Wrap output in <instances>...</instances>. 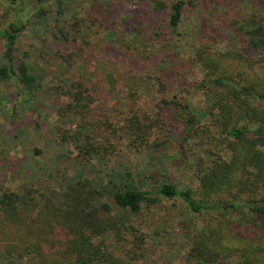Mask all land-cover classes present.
I'll return each instance as SVG.
<instances>
[{
	"label": "trees",
	"instance_id": "1",
	"mask_svg": "<svg viewBox=\"0 0 264 264\" xmlns=\"http://www.w3.org/2000/svg\"><path fill=\"white\" fill-rule=\"evenodd\" d=\"M62 1H55L57 8L51 15L56 22L64 13ZM126 1L148 2L151 10L164 13L172 35L178 34L182 9L191 2ZM256 1L264 4V0ZM36 11L33 16L38 23L50 21L49 11L43 7ZM252 18V28L245 29L240 23L230 29L235 43L226 48L201 41L195 47L192 62L202 75L194 88L208 100L207 112L183 104L178 97L180 89L157 102L156 116L128 118L124 136L109 120L107 110L97 115V96L83 79L65 74L46 79L44 70L27 53L14 63L16 42L27 23L13 17L0 28L4 40L0 86L7 83L16 94L8 121L13 123L18 117L20 97L22 108L36 113V127H40L39 119L48 116L42 112V98L55 100L51 108L57 115L53 133L58 148L46 161L42 176L36 178L38 169L31 165L34 173L30 181L16 189L0 190V224L20 233L22 228H31L27 231L31 235L35 229L39 231L34 241L20 235L24 243L20 254L34 253L41 261L49 257L52 264H131L109 251L104 239L109 234L131 233L130 220L143 207H154L162 199H178L193 216L181 224L186 264H264V15L254 13ZM69 36L73 38L63 26L53 33L56 40H68ZM59 58L69 66L72 63L65 53H59ZM168 72L158 77L162 89ZM7 100L10 102L8 94L0 89L2 114ZM181 105L183 117H174L172 109L180 110ZM74 119L78 123L72 126ZM102 127L111 131L114 141L97 136ZM155 128L164 131L165 137L151 140ZM195 138L197 145L204 147L206 160L196 159L194 187H178L168 179L162 171V158L155 157L157 163L153 156L137 162L130 156H146L151 148L162 146L164 151L177 144L180 156L185 157V145ZM66 144L77 150L76 156L69 158L63 151ZM7 154L0 150L3 159ZM95 165L101 167L103 176H93ZM195 218L201 221L200 227ZM232 236L234 242L228 239ZM144 241V234L137 236L139 249Z\"/></svg>",
	"mask_w": 264,
	"mask_h": 264
},
{
	"label": "rangeland",
	"instance_id": "2",
	"mask_svg": "<svg viewBox=\"0 0 264 264\" xmlns=\"http://www.w3.org/2000/svg\"><path fill=\"white\" fill-rule=\"evenodd\" d=\"M55 1L0 0V28L13 17L27 23L16 42L14 63L17 64L27 53L44 70L46 79L60 74L71 79H83L97 96L94 103L97 115L102 116L107 110L109 120L123 136L128 118L138 115L143 120L146 114L156 116L157 102L180 89L182 91L178 97H181L183 104L187 102L199 111L207 112L208 100L194 88L196 80L202 75L200 67L192 62L195 47L201 41L214 48H226L228 44L235 43L230 29L235 30L240 23L245 29H250L254 26L252 15H264L261 1L189 0L191 2H187L182 9L178 34L172 35L167 16L151 10L148 2L63 0L61 8L65 14L60 13L56 22L51 16L57 8ZM38 7L49 11L50 21L38 23L36 16H33ZM61 26L73 38L54 39L53 33ZM236 43L240 44L238 41ZM3 52L4 40L0 37V60ZM59 53L71 56L70 66L62 62ZM167 71L170 72L166 74V88L162 89L158 77ZM0 89L8 94L10 100L4 104L5 112L0 113V150L8 151L4 159L0 156V190H8L19 188L31 180L34 173L31 165L38 169L36 178L44 173L46 161L58 148L53 133L57 115L51 108L55 100L42 98V112H47L48 116L46 120L39 119L40 127H36V113L22 108L24 103L20 97L16 108L18 117H14L13 123H10L11 102L16 94L7 83L1 84ZM183 111L181 105L180 110L174 107L171 114L183 117ZM77 123L78 120L74 119L72 126ZM153 132L151 140L157 136L165 137V132L159 128ZM97 136L115 140L111 131L104 127L97 131ZM196 140L185 145V157L180 156L177 144L165 152L159 146L151 148L146 156L142 153H136L137 157L133 154L130 156L137 162L138 159L146 161L153 156V161L157 163L156 159L162 158L165 162L162 171L168 179L178 187H194L197 184L196 159L206 160L204 147L198 146ZM63 151L69 153V158L78 153L71 144H66ZM163 152L166 160L162 157ZM23 160L27 164L22 163ZM68 164L72 167L70 162ZM92 173L93 176H103L98 165L92 167ZM190 215L181 200L162 199L154 207H143L131 218V233L109 234L104 239V245L131 264H186L184 257L187 246L181 224ZM195 223L201 226L199 219L195 218ZM28 230L32 229L22 228L20 233L9 225L0 224V264H52L49 257L41 261L34 253L20 254L24 247L21 236L34 241L39 234L37 229L32 235ZM140 234H144L145 241L140 243L143 249L137 247V236Z\"/></svg>",
	"mask_w": 264,
	"mask_h": 264
}]
</instances>
